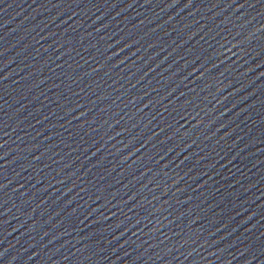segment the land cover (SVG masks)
<instances>
[{
    "label": "water",
    "instance_id": "1",
    "mask_svg": "<svg viewBox=\"0 0 264 264\" xmlns=\"http://www.w3.org/2000/svg\"><path fill=\"white\" fill-rule=\"evenodd\" d=\"M0 264H264V0H0Z\"/></svg>",
    "mask_w": 264,
    "mask_h": 264
}]
</instances>
